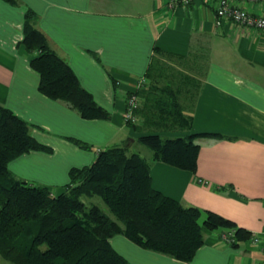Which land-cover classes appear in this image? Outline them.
Here are the masks:
<instances>
[{
	"label": "crops",
	"instance_id": "obj_1",
	"mask_svg": "<svg viewBox=\"0 0 264 264\" xmlns=\"http://www.w3.org/2000/svg\"><path fill=\"white\" fill-rule=\"evenodd\" d=\"M17 1L10 5L0 0V104L31 124L30 135L51 151L23 153L7 163L8 170L57 194L69 181L70 168L91 164L97 151L112 144L135 143L140 133L123 118L126 95L146 87L144 75L151 62L165 63L173 67V86L182 90L185 112L192 117L189 130L166 134L223 137L196 139L200 148L194 173L151 160L153 188L184 206L221 215L255 234L259 242L249 238L229 244L221 234L230 229L205 231L204 244L190 262L142 249L122 235L111 237L110 244L131 264H260L264 29L244 28L226 18L216 24L214 6L204 0L174 5L171 0ZM234 3L264 15V1ZM27 7L35 13L34 26L110 112L109 119H83L38 92V75L28 65L31 55L20 44ZM191 90H196L193 99L186 96ZM136 117V123L143 120ZM66 136L91 149L80 148Z\"/></svg>",
	"mask_w": 264,
	"mask_h": 264
},
{
	"label": "trees",
	"instance_id": "obj_2",
	"mask_svg": "<svg viewBox=\"0 0 264 264\" xmlns=\"http://www.w3.org/2000/svg\"><path fill=\"white\" fill-rule=\"evenodd\" d=\"M34 20L35 13L25 8L20 44L31 55L28 65L38 75V92L64 103L83 119H109L110 112L51 49ZM174 77L172 66L153 61L144 75L146 87L133 92L143 99V106L134 110L143 120L126 123L140 133L136 141L150 150V158L128 153L125 144H112L97 151L91 164L70 168L69 181L57 194L47 186L26 183L8 170L11 159L29 151L49 153L51 148L30 135L31 124L0 104L1 258L11 264H131L109 241L122 235L142 249L190 262L204 244L205 231L233 229L237 241L250 238L249 231L232 221L184 206L151 184V160L194 173L200 148L196 139L223 137L216 133L165 135L187 131L192 124L182 90L173 86ZM195 92L186 96L193 99ZM65 138L91 149L76 138ZM82 196L99 197L110 214L96 204H85Z\"/></svg>",
	"mask_w": 264,
	"mask_h": 264
},
{
	"label": "built area",
	"instance_id": "obj_3",
	"mask_svg": "<svg viewBox=\"0 0 264 264\" xmlns=\"http://www.w3.org/2000/svg\"><path fill=\"white\" fill-rule=\"evenodd\" d=\"M192 0H171V5L174 4H188ZM209 4H212L216 14V24L220 23L221 19H229L233 22L240 24L244 28L264 29V15L254 14L241 8L234 3L235 0H204ZM249 1H264V0H249ZM140 105V100L133 92L128 94L126 99V109L123 114L125 122L136 123L137 117L134 115V110ZM224 242L232 244L237 242L234 236V230L230 229L226 233L221 234ZM250 240L253 244H258L259 238L255 234H250ZM264 251V248H263ZM264 255V253H263ZM260 264H264V257L260 261Z\"/></svg>",
	"mask_w": 264,
	"mask_h": 264
},
{
	"label": "rangeland",
	"instance_id": "obj_4",
	"mask_svg": "<svg viewBox=\"0 0 264 264\" xmlns=\"http://www.w3.org/2000/svg\"><path fill=\"white\" fill-rule=\"evenodd\" d=\"M61 57V56H60ZM166 70L169 72L170 68H166ZM131 94V93H130ZM126 95V99H127ZM173 133V132H170ZM168 135V134H165ZM168 136H175L174 134H170ZM121 144H125V143H121ZM126 145V144H125ZM128 149V153H133V152H137L139 153L141 156L148 158V155L150 154V150L148 148H146L145 146L139 144L137 141L129 146H127ZM83 202L87 205L90 204H96L98 205L103 211H105L107 214H110L107 207L104 205V203L101 201V199L97 196H94L93 198H87L82 196L81 197ZM0 264H11L8 261L4 260L3 258L0 257Z\"/></svg>",
	"mask_w": 264,
	"mask_h": 264
}]
</instances>
